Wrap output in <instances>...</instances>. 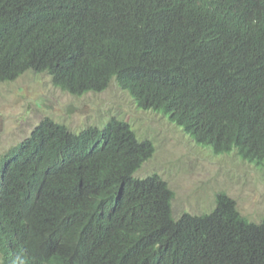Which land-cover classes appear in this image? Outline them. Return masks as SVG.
<instances>
[{"label": "trees", "instance_id": "trees-1", "mask_svg": "<svg viewBox=\"0 0 264 264\" xmlns=\"http://www.w3.org/2000/svg\"><path fill=\"white\" fill-rule=\"evenodd\" d=\"M45 72L72 95L111 81L196 144L264 162V0H0V82ZM128 122L49 117L0 155V264H264V216L224 192L173 216Z\"/></svg>", "mask_w": 264, "mask_h": 264}, {"label": "rangeland", "instance_id": "rangeland-1", "mask_svg": "<svg viewBox=\"0 0 264 264\" xmlns=\"http://www.w3.org/2000/svg\"><path fill=\"white\" fill-rule=\"evenodd\" d=\"M112 116L128 122L140 140L151 141L153 153L135 176L156 173L167 182L173 192V216L208 213L218 192L231 197L249 220L257 222L264 216V162H250L234 152L215 154L196 144L165 111L138 107L114 81L99 92L81 95L54 86L45 72L27 70L1 81L0 155L45 117L78 132L87 126L101 127Z\"/></svg>", "mask_w": 264, "mask_h": 264}]
</instances>
